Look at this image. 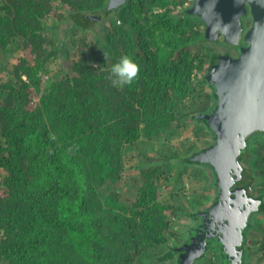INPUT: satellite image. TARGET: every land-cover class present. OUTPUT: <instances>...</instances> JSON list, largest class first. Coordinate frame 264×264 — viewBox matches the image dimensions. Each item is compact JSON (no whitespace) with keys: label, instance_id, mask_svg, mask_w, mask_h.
I'll return each mask as SVG.
<instances>
[{"label":"trees","instance_id":"trees-1","mask_svg":"<svg viewBox=\"0 0 264 264\" xmlns=\"http://www.w3.org/2000/svg\"><path fill=\"white\" fill-rule=\"evenodd\" d=\"M190 1L127 0L108 10L107 0H0V264L177 262L167 217L182 214L195 223L193 213L209 204L191 210L176 194L159 201L158 176L174 164L201 165L189 157L213 135L195 114L213 104L204 75L222 51L204 40L200 18L185 12ZM49 13L54 22L43 21ZM62 22L79 31L74 53L54 38ZM123 55L140 72L117 88L110 69ZM198 85L210 91L208 109H186ZM188 120L204 124L210 142L186 155H124L127 143L155 141ZM257 135L264 136L253 133L241 159L255 156ZM202 165L211 176L198 169L201 188L213 190L204 198L215 200V174ZM250 171L261 181L264 163ZM126 186L134 189L129 195ZM252 195L262 198L254 213L264 215V190ZM253 227L251 216L245 263L264 264V242L248 238Z\"/></svg>","mask_w":264,"mask_h":264},{"label":"water","instance_id":"water-1","mask_svg":"<svg viewBox=\"0 0 264 264\" xmlns=\"http://www.w3.org/2000/svg\"><path fill=\"white\" fill-rule=\"evenodd\" d=\"M126 2L107 0V9ZM185 12L205 23L204 37L210 34L222 45L235 48L237 56L219 55L204 75L214 101L195 118L205 122L213 139L189 160L212 167L216 199L193 213L195 226L173 250L178 253V264H195L217 240L222 264H245V230L262 198L236 184L243 178L240 157L249 137L255 132L264 134V0H192ZM245 14L252 16V24L244 32Z\"/></svg>","mask_w":264,"mask_h":264},{"label":"rangeland","instance_id":"rangeland-1","mask_svg":"<svg viewBox=\"0 0 264 264\" xmlns=\"http://www.w3.org/2000/svg\"><path fill=\"white\" fill-rule=\"evenodd\" d=\"M53 8L63 9V5L61 3L54 2ZM43 21L47 23L54 22L52 13L46 15L45 18H43ZM68 28L69 25L62 22L58 27V32L54 33V38L66 41L70 52L74 53L79 48V31L76 29L72 30L70 28L69 30ZM208 46L211 47L210 44H208ZM48 79H50L49 73L45 75V81ZM0 95H4V91H1ZM209 97L210 91L202 89V86L198 85L196 86V91H193L186 97L184 101L185 108L193 109L194 107L200 105L205 106L204 104L209 101ZM204 108L208 109V106H205ZM195 121L190 122V120H188L187 122H182L176 126L170 127L164 135L155 141L140 137L131 144L127 143L124 146V155H129L130 152L132 153V151L134 152L136 149L141 151L143 154L148 155L153 154L154 151H158L159 153L161 151L162 154H172L173 152L183 155L189 154L191 151L206 145L211 140L204 124L203 127ZM0 138H2L1 134ZM250 150L254 152L255 156L253 157L251 153H246V156L241 159V163L245 170L244 184H246L249 191L258 193L264 190V177L261 181L255 182L251 175L250 166L254 164L259 168L264 163V136H255L254 140L251 142ZM198 169L205 171L209 176H211L209 166L202 164H194L193 166L184 165L182 170H179L177 164H174L171 169L166 168L158 176V200L170 202L172 201V194H176L191 210L196 208L195 203L198 204L199 201L205 202L206 204H210L215 201L214 199L206 200L204 198L205 192H211L213 190L210 188H201L204 180L202 179V174L198 172ZM0 170H2V167H0ZM132 190L134 191V189H130L126 186L124 193L129 195L132 193ZM100 192L101 197L104 198L106 190L101 189ZM167 220L170 225V231L173 233L168 235L170 240H173L176 245L182 243L188 236L189 227L193 223L192 218L182 214H173L169 215ZM253 221L254 227L249 232L248 238H250V241L256 240L259 244H261L264 242V215L262 213H256L253 216ZM248 245L249 244H246L245 247L247 248ZM218 251L219 248L213 244V246L207 251L205 257L201 259L198 264H220ZM256 262L257 264L262 263L260 259H256Z\"/></svg>","mask_w":264,"mask_h":264},{"label":"clouds","instance_id":"clouds-1","mask_svg":"<svg viewBox=\"0 0 264 264\" xmlns=\"http://www.w3.org/2000/svg\"><path fill=\"white\" fill-rule=\"evenodd\" d=\"M139 72L140 67L138 63L135 62L131 56L123 55L111 66L110 78L112 79L114 87L123 88L126 85H131L138 78ZM247 190L249 191V189ZM249 192L252 194L251 191Z\"/></svg>","mask_w":264,"mask_h":264},{"label":"flooded vegetation","instance_id":"flooded-vegetation-1","mask_svg":"<svg viewBox=\"0 0 264 264\" xmlns=\"http://www.w3.org/2000/svg\"><path fill=\"white\" fill-rule=\"evenodd\" d=\"M191 4H192V0L190 1L189 5L186 6L185 8L191 6ZM200 20H201V19H200ZM201 21H202V20H201ZM202 22H203V21H202ZM242 23H243V31L245 32V31L251 26V24H252V16H251L250 14H245V15L242 17ZM205 27H206V25H205V23L203 22V31H204V28H205ZM203 38H204V40H206V41L215 42V43L220 44V47L222 48V51H220V52L218 53V55H217V57H216V60H215L214 62H216V61L219 59V55H221V54H223V53H228V54H230L231 56H237V52H236V49H235V48H231V47H228V46H224V45H222L218 39L211 38V37H210V34L207 35L206 37H203ZM219 38H221V36H220ZM209 142H210V141H209ZM241 184H244V178H242V179H241L236 185H241ZM244 185H245V184H244ZM254 215H255V214H252V217H253ZM250 220H251V218H250ZM193 224H194V225H193L191 228H193V227L195 226L196 222L193 223ZM191 228H190V230H191ZM189 232H190V231H189ZM187 237H188V236H187ZM186 239H187V238H186ZM186 239H185V240H186ZM185 240H184V241H185ZM184 241H183V242H184ZM183 242H182V243H183ZM182 243H179L178 246H179L180 244H182ZM213 244L216 245V246L219 248L218 243H217V240H214V241L211 243L210 247L206 250V252L204 253V255L196 260L195 264H198V262H200V260L203 259V258L205 257L207 251L213 246ZM246 244H248V242H246V240H245V242H244V246H245ZM218 258H219V261L221 260L220 258H222V256H221V252H220V248H219V251H218ZM174 263H175V264H178V260H177V262H174ZM245 264H246V263H245Z\"/></svg>","mask_w":264,"mask_h":264}]
</instances>
